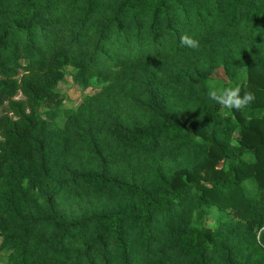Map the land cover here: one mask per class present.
<instances>
[{
	"label": "trees",
	"instance_id": "obj_1",
	"mask_svg": "<svg viewBox=\"0 0 264 264\" xmlns=\"http://www.w3.org/2000/svg\"><path fill=\"white\" fill-rule=\"evenodd\" d=\"M66 68L97 89L75 110ZM0 238L3 264H264V0H0Z\"/></svg>",
	"mask_w": 264,
	"mask_h": 264
},
{
	"label": "clouds",
	"instance_id": "obj_2",
	"mask_svg": "<svg viewBox=\"0 0 264 264\" xmlns=\"http://www.w3.org/2000/svg\"><path fill=\"white\" fill-rule=\"evenodd\" d=\"M181 44L193 50L199 48V41L190 36H181ZM242 87L236 84L232 87H217L216 84L210 83L207 98L222 109L231 112L233 110L240 111L246 109L255 100V95L252 92L245 91L241 95Z\"/></svg>",
	"mask_w": 264,
	"mask_h": 264
},
{
	"label": "rangeland",
	"instance_id": "obj_3",
	"mask_svg": "<svg viewBox=\"0 0 264 264\" xmlns=\"http://www.w3.org/2000/svg\"><path fill=\"white\" fill-rule=\"evenodd\" d=\"M72 70L70 68L65 69V78L64 80L57 85V92L59 94V100L61 101L62 108L75 110L83 101L84 97L91 95L97 91V89H86L82 91L76 85L73 84L71 78ZM216 78L225 79L222 70L216 71ZM223 114L226 113V110L223 109ZM234 140L238 142L239 137L234 135ZM2 264L6 259V253H2L1 256Z\"/></svg>",
	"mask_w": 264,
	"mask_h": 264
},
{
	"label": "crops",
	"instance_id": "obj_4",
	"mask_svg": "<svg viewBox=\"0 0 264 264\" xmlns=\"http://www.w3.org/2000/svg\"><path fill=\"white\" fill-rule=\"evenodd\" d=\"M0 241H1V238H0ZM1 256H2V253H0V264H2Z\"/></svg>",
	"mask_w": 264,
	"mask_h": 264
}]
</instances>
